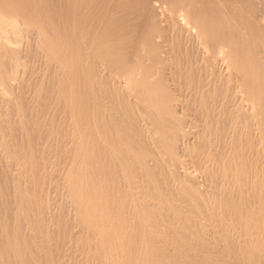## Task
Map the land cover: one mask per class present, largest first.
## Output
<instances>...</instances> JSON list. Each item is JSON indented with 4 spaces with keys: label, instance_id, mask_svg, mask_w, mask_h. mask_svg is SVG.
<instances>
[{
    "label": "bare ground",
    "instance_id": "obj_1",
    "mask_svg": "<svg viewBox=\"0 0 264 264\" xmlns=\"http://www.w3.org/2000/svg\"><path fill=\"white\" fill-rule=\"evenodd\" d=\"M0 264H264V0H0Z\"/></svg>",
    "mask_w": 264,
    "mask_h": 264
}]
</instances>
